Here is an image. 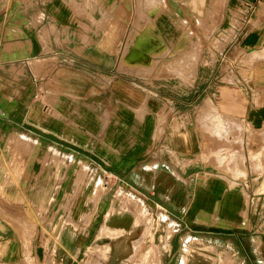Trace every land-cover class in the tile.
Masks as SVG:
<instances>
[{
    "label": "crops",
    "instance_id": "0c3cea01",
    "mask_svg": "<svg viewBox=\"0 0 264 264\" xmlns=\"http://www.w3.org/2000/svg\"><path fill=\"white\" fill-rule=\"evenodd\" d=\"M257 60L264 0H0V264H264L225 160L264 128Z\"/></svg>",
    "mask_w": 264,
    "mask_h": 264
},
{
    "label": "rangeland",
    "instance_id": "374dc122",
    "mask_svg": "<svg viewBox=\"0 0 264 264\" xmlns=\"http://www.w3.org/2000/svg\"><path fill=\"white\" fill-rule=\"evenodd\" d=\"M219 44L220 43L214 44V47L209 46V54L210 55H214L213 50H214V48H218L217 46ZM200 47H201V45H200ZM199 50H200V48H199ZM253 55L250 56L251 58L248 57L247 59L250 61V60L258 57V56H256L257 54H253ZM248 60L244 59L243 61H241L240 65H241L242 69H244V68L248 69L249 68V66L251 64L248 63ZM154 63L155 62L152 61L150 63V66L153 67ZM255 63L264 64V60H257V61H255ZM255 63H253V65H255ZM181 67H184V66H181ZM246 74H247V72H246ZM205 104L207 105V108H208V105L212 106V108L207 110L206 107L203 108V106H202L199 110L200 114H205L207 112L214 111L213 105L209 99L205 102ZM229 126L231 127L230 131H236V128H237L236 125H227V127H229ZM212 131L215 132V129L212 128ZM240 131L241 132L244 131L243 126H241ZM247 131L249 133V130H247ZM253 133H256V135H257L256 140H252V141L247 140V148H245V149H242L241 146L239 145L240 149L237 152L238 155H236V156L235 155H232V156L225 155V160H226V164H228L229 166H231L233 164H240V165H242L243 168L245 165L247 167V164L249 161V165L252 169V172L255 174V179L253 180L255 188H253V192H254V195H256V197H258V196H264V128L263 129H256ZM232 151H234V153H235V149H233ZM237 159H239L238 162L236 161ZM245 160H246V162H245ZM210 163L214 167H216V163H214L213 160H210ZM257 202H258V200L254 199L252 209H254L255 206H257V205L260 206L259 208H260V210H262V212H261L262 214L260 213L256 217V220H260V221H257L259 224H264V203L258 204ZM111 212H113V207L111 208ZM245 221H246V224L242 227L247 228V227H249V222L247 220H245ZM136 222H138V221H135V225L137 224ZM152 226H154V225L150 221L149 226H147V227H152ZM160 226L164 227L165 225H160ZM104 227H105V225H103L101 227V229L99 230V233L97 235V239H101L105 234L108 233V232L104 231ZM176 228H177V240H178L177 242L178 243L179 242L184 243V242H186L187 239H188V242H192L193 240H195V239L190 238L189 236L187 237L184 235L185 225L183 223L177 222ZM181 228H183V229H181ZM196 237L199 238V240L196 239L195 242L204 243V240H200V239H202V238H200L201 236H196ZM217 242L223 244V242H221V240H218ZM149 250H151V249H149ZM149 250L144 251L133 264H153L154 263L153 261L156 258H158V254H157V252H151ZM143 259H144V261H142ZM50 260L52 261V264H56L55 258L53 259V254H52V259H50ZM132 262L133 261H130L127 263L131 264ZM44 264H47V262ZM122 264H124V263H122Z\"/></svg>",
    "mask_w": 264,
    "mask_h": 264
},
{
    "label": "bare ground",
    "instance_id": "6f19581e",
    "mask_svg": "<svg viewBox=\"0 0 264 264\" xmlns=\"http://www.w3.org/2000/svg\"><path fill=\"white\" fill-rule=\"evenodd\" d=\"M150 2H151V1H150ZM155 2H157V1H155ZM148 3H149V1H148ZM153 3H154V2H153ZM160 4H161V3H160ZM160 4H158V5H160ZM150 7H151V5H150ZM151 8H152V7H151ZM159 8H160V7H159ZM137 38H139V37H137ZM133 40H134V39H133ZM135 40H136V39H135ZM142 40H144V39H142ZM131 41H132V40H131ZM136 41H137V40H136ZM136 41H135V42H136ZM139 41H141V40H139ZM135 42H134V43H135ZM134 43H133V44H134ZM139 43H141V42H139ZM126 46H127V45H126ZM136 46H137V45H136ZM125 50H126V49H125ZM150 52H151V51H150ZM131 57H133V55H132ZM204 107H206L207 110L212 108V106H209V105H208V108H207V105H206V104L203 105V108H204ZM55 151H56V150H55ZM118 194H119V193H118ZM115 211H117V209H114V208H113V212H115ZM167 223H168V222H167ZM134 226H135V225H134ZM104 231H105V232H110V231H111L113 234L118 233V230H117V231H114V230H112V229H111L109 226H107V225H105V227H104ZM122 232H123V231H122ZM127 233H128V232H127ZM185 235H186V234H185ZM115 236H116V234H115ZM115 236H114V237H115ZM111 237H112V236H111ZM187 240H188V239H187ZM195 240H196V239H195ZM210 240H211V239H210ZM187 242H188V241H187ZM209 242H210V241H209ZM131 247H132V246H131ZM142 261H144V259H143ZM153 262H154V264H158V258H156ZM182 263H183V262H182Z\"/></svg>",
    "mask_w": 264,
    "mask_h": 264
}]
</instances>
